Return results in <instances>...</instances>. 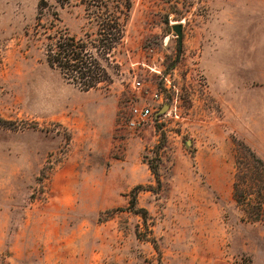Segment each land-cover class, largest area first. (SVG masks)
Listing matches in <instances>:
<instances>
[{
    "label": "rangeland",
    "instance_id": "374dc122",
    "mask_svg": "<svg viewBox=\"0 0 264 264\" xmlns=\"http://www.w3.org/2000/svg\"><path fill=\"white\" fill-rule=\"evenodd\" d=\"M95 27L0 0V264H264V0H133L112 83L83 91L45 32Z\"/></svg>",
    "mask_w": 264,
    "mask_h": 264
},
{
    "label": "trees",
    "instance_id": "16d2710c",
    "mask_svg": "<svg viewBox=\"0 0 264 264\" xmlns=\"http://www.w3.org/2000/svg\"><path fill=\"white\" fill-rule=\"evenodd\" d=\"M60 7L72 2L83 6L95 31L84 37L71 35L66 29L55 28L46 33L44 57L49 67L60 71L62 77L83 91L108 88L112 83L109 67L116 64L112 54L121 45L126 25L132 11L133 0H54ZM46 5H40L39 18ZM156 175V168L152 167ZM138 188V187H136ZM135 188L132 191L129 209L134 212L146 210L136 208Z\"/></svg>",
    "mask_w": 264,
    "mask_h": 264
},
{
    "label": "built area",
    "instance_id": "2783aa9c",
    "mask_svg": "<svg viewBox=\"0 0 264 264\" xmlns=\"http://www.w3.org/2000/svg\"><path fill=\"white\" fill-rule=\"evenodd\" d=\"M152 113V108L147 104H131L126 115L128 127L137 129L144 126L149 121Z\"/></svg>",
    "mask_w": 264,
    "mask_h": 264
},
{
    "label": "water",
    "instance_id": "95a60500",
    "mask_svg": "<svg viewBox=\"0 0 264 264\" xmlns=\"http://www.w3.org/2000/svg\"><path fill=\"white\" fill-rule=\"evenodd\" d=\"M172 29L176 33L178 47L179 49H181V46H182V25L181 23L173 24ZM165 107H168V104L162 108L161 113L164 111Z\"/></svg>",
    "mask_w": 264,
    "mask_h": 264
}]
</instances>
